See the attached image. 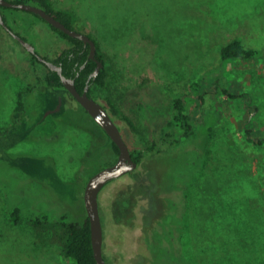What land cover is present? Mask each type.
I'll return each mask as SVG.
<instances>
[{
	"label": "rangeland",
	"instance_id": "1",
	"mask_svg": "<svg viewBox=\"0 0 264 264\" xmlns=\"http://www.w3.org/2000/svg\"><path fill=\"white\" fill-rule=\"evenodd\" d=\"M52 1L73 10L78 16L74 28L91 34L108 55L115 76L108 90L97 88L96 93H110L133 119L134 130L117 119L132 150L151 142L177 97L191 99L199 129L195 137L146 156L101 192L104 254L114 247L118 259L132 246L135 264H169V255L192 264H264V144L251 142L247 134L250 129L264 138V0ZM22 12L28 15H18V24L29 26L33 13ZM34 33L41 54L55 57L69 45L45 22ZM30 36L33 41V31ZM235 37L263 55L222 60L220 48ZM10 51L24 58L18 55L15 61ZM29 60L30 53L0 23V126L10 120L26 82L22 66ZM198 79L204 100L190 87ZM74 111L68 116L75 126L66 125L68 117L49 115L34 132L38 138L32 132L10 148L14 156L45 159L38 164L39 175L15 160L0 161V264H75L62 254L53 222L65 212L72 218L87 213V179L109 162L108 156L97 161L89 154L99 144L105 155L111 147L95 125L84 123L79 112L86 114L77 101ZM53 164L58 177L72 186L57 184ZM190 182L187 207L176 214L184 229L175 248L176 241L166 239L175 214L166 211L163 195L173 185ZM13 210L20 217L17 223ZM44 214L48 220L31 223V217Z\"/></svg>",
	"mask_w": 264,
	"mask_h": 264
},
{
	"label": "trees",
	"instance_id": "2",
	"mask_svg": "<svg viewBox=\"0 0 264 264\" xmlns=\"http://www.w3.org/2000/svg\"><path fill=\"white\" fill-rule=\"evenodd\" d=\"M12 1L34 3L41 7H44L49 12L54 14L58 19L73 28L74 23L78 19V16L73 10L56 7L52 0ZM22 11L27 10L0 4V15L3 16L4 20L10 25L12 29H14L13 26H15L16 24V26H18V29H14V31L20 34L25 39L31 41L33 44H35L37 51V53L30 52L26 47L23 46L25 49V53H30V63L28 65L22 66L26 82L25 85L17 92L16 104L14 106L10 120L8 123L0 126V161H3L5 159H9L12 161L15 160V163L23 166L26 172H33V175H36L38 173V171L40 170L38 169L40 168L38 164H41L42 161H44L45 159L36 155H33L32 157L27 154H20L14 156L9 150L19 142L30 137L32 132L33 138H38L39 135L35 134L34 132L37 126H39L46 120L47 117L43 119L44 113L48 109L55 108L58 104L59 97L63 96L62 109L50 115L58 119H60V117H68L66 125L70 124L75 126L76 123H72L68 115L75 113L74 101H77L79 106L82 107L83 112L86 114H81L82 111L79 112L80 114L78 113L79 115H81V117L84 118V123L90 122L93 129L97 127L104 135H106V142L110 143L111 147L110 154L105 155L104 153H102L103 147L99 144L97 145V148H95V150H93V152H91L89 155H93L92 157L94 158V160L97 161L100 158L108 156L109 162L105 164L106 166L114 163L117 160L120 152L117 144L107 134L103 127H101L94 120V118L80 104V102L74 97V95L67 89V87L62 81L60 73L57 70L52 69L46 62L40 60L38 56V54H40L46 59L52 60L54 63L61 65L63 68V73L68 77L75 78V83L78 90L80 92H83L86 88L90 75L94 72L98 63L95 58H92L90 56V44L85 45L84 40L69 35L68 33L64 32L61 28L53 26L40 14L32 11L26 12L33 13V17H27V22H29V26L21 27L18 24L21 19H19V17L17 16L25 14ZM41 22H45L46 24H48L54 34H56L60 39L66 40L69 44L67 47L63 48L60 52H58L55 57H50L48 55L41 54L39 46L35 41L34 31L37 29V25ZM32 31L33 41L30 39V34L32 33ZM96 43V57L103 62V66L101 67L97 76L91 78L89 94L96 98L98 101L104 102L103 104L108 109L111 116L116 122L117 119H122L127 122V124L134 130L136 129V125L133 119L122 110V108L116 103L110 93L106 94L104 97L96 93L97 88L104 89L105 91L108 90V88H110L109 83L112 77L115 76L113 65L109 61L108 55L102 50L100 43L97 40ZM220 53L222 60L251 59L261 57L263 55L260 49H257L255 47H247L241 37H235L229 42H227L225 45H223L220 48ZM9 54H14L13 58L15 59V61L17 60L16 58L19 56L21 57V59L24 58L21 52L20 54H17L14 52L11 53L10 51ZM9 57L10 56H5L4 59H9ZM8 61L9 60H7L6 62ZM201 80L202 79L191 81L190 87L200 98H202V100H204L203 94H199L201 90ZM231 96L236 97L238 96V94H231ZM137 107L142 111H146L145 105L142 102H138ZM173 107L174 109L172 113H170L166 122L162 124L159 129L154 131L151 142L147 144L145 148H135L133 150L131 149L133 156L138 161V163H140L146 156L151 157L154 154L161 153L178 145L180 142L183 141L184 138L195 137V135L199 134V129L197 128L196 124V118L191 111V99L177 97L174 99ZM93 125H95V127ZM213 126L214 123L208 126L207 129H204V132H207L206 134H210V131L213 129ZM247 134L248 139L251 142H254L259 146H262L264 144V138H256L253 135L252 130L248 129ZM53 165L54 166L52 167V170L57 178V184L62 188L70 186V182H65L58 177V174L55 169V164ZM98 169L100 170L101 168ZM97 171L98 170H96V172ZM94 173L90 174L89 177H91ZM113 181L114 180L107 183L102 189V191ZM191 183L192 182L187 183L185 185L181 184L182 187H174L173 185L171 191L163 195V202H166L165 206L169 208L166 209V211L168 212L169 210L175 214V221L170 222L172 233H168V236L166 237V239L169 238L171 241H176V243L174 244L175 248L181 243V237L184 229L183 225L180 222H176V214L178 212V209H180V212L177 215L181 216V211L186 209L187 207L189 188ZM179 205L181 206L180 208ZM100 209L102 214L103 209L101 206V202ZM15 210L18 211L19 208L16 207ZM15 210L11 211L10 214L12 216L13 221L17 223L20 221V217L18 214H15ZM42 218L48 220L49 216L45 214L42 216H33L30 218V221L35 226H38L42 223ZM54 221L55 222H53V226L55 227L56 233L60 237L62 249L61 252L65 257L73 260L75 264H98L94 254V248L92 243L91 222L87 213L72 218L70 212H65ZM157 223H155L154 228L159 226V223ZM105 253L107 255L104 254V256L109 264H135L133 259L134 253L132 250V246L131 248H125V250L122 251V253L120 254L121 258L118 257V259L116 257L114 247L106 248ZM177 258H179V261H177V259L172 260L169 255L167 262L169 264H192L187 259L185 261L181 256H178Z\"/></svg>",
	"mask_w": 264,
	"mask_h": 264
},
{
	"label": "water",
	"instance_id": "3",
	"mask_svg": "<svg viewBox=\"0 0 264 264\" xmlns=\"http://www.w3.org/2000/svg\"><path fill=\"white\" fill-rule=\"evenodd\" d=\"M0 4L36 12L53 26L61 28L64 32L68 33L71 36L84 40L85 45L90 44V56L92 58H95L98 62L94 72L89 77L85 90L83 92H80L76 86L75 78L66 76L63 73V68L61 65H58L52 60H48L44 56L38 54L40 60L46 62L52 69L57 70L60 73L62 81L67 89L89 112L94 120L101 127H103V129L119 147L120 152L117 160L110 165L104 166L96 173H94L88 179L84 191V203L91 222L92 243L97 263L109 264L103 253L104 227L100 209V193L107 183L112 180L118 179L128 174L129 172L134 171L138 167L139 163L134 158L132 150L125 140L119 124L111 116L105 105L89 94L90 80L92 77L97 76L101 67L103 66V62L96 57V40L90 34L81 32L73 27L68 26L63 21L58 19L54 14L49 12L46 8L41 7L37 4L14 2L12 0H0ZM0 23L3 24L11 32V34L30 52L37 53L35 44L11 29L2 15H0ZM62 106L63 96H60L57 106L55 108L48 109L44 113L43 119H45L52 113L60 111L62 109Z\"/></svg>",
	"mask_w": 264,
	"mask_h": 264
}]
</instances>
